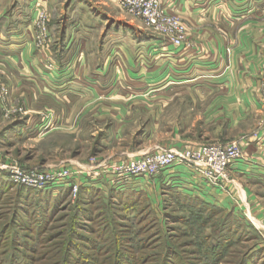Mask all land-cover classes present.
Returning <instances> with one entry per match:
<instances>
[{"label": "crops", "instance_id": "obj_1", "mask_svg": "<svg viewBox=\"0 0 264 264\" xmlns=\"http://www.w3.org/2000/svg\"><path fill=\"white\" fill-rule=\"evenodd\" d=\"M37 1L38 6L53 7V3L65 0H17L12 14L4 15L0 6V62L4 63L0 82L11 89V108L13 101L22 98L30 113L36 111L38 105H31L34 98L30 88L34 85L38 89L35 101L41 108L53 102L54 114L57 121L63 117L62 124L74 122L78 115L81 121L85 114L92 121L107 123L109 129L102 135L101 145L107 151L117 149L119 155L148 149L160 129L161 113L177 105L226 115L228 130H250L263 124L264 0H165L168 11L181 16L195 37L194 44L187 47H174L162 37L145 38L141 31L130 32L125 24L113 27V16L102 8V1L67 0L69 10L62 13L66 19L64 39L44 54L59 66L57 69H49L43 55H34L30 21ZM67 98L71 104L64 101ZM143 99L151 102L137 107ZM76 101L88 103L78 106ZM11 110L15 114L16 110ZM51 122L44 118L39 123L23 120L11 133L33 138L32 130L46 128ZM132 123L137 125L136 141L124 146L125 131ZM46 129L53 132L50 127ZM260 137L263 142L259 145L264 147V135ZM249 143L256 144V138ZM250 151L230 168L233 183L227 181L225 189L208 184L183 164L158 177H138L120 186L103 176H83L77 181L102 193L117 187L155 195L159 186L169 185L183 193L188 189L191 193L184 194L198 196L234 215L242 214L244 199L248 202L255 195V187L264 185V153ZM2 169L8 170V165L0 163V175L5 174ZM70 183L71 179L56 189H70ZM51 191L56 194L57 190ZM246 213L258 220L250 207Z\"/></svg>", "mask_w": 264, "mask_h": 264}, {"label": "rangeland", "instance_id": "obj_2", "mask_svg": "<svg viewBox=\"0 0 264 264\" xmlns=\"http://www.w3.org/2000/svg\"><path fill=\"white\" fill-rule=\"evenodd\" d=\"M16 1L9 3L1 0V14H12ZM99 1H102L105 12L113 16V27L125 24L130 32L141 31L145 38L162 37L116 2L105 4L103 0ZM68 3L67 0L53 3V7L38 6V1L35 4L36 13L30 21L34 28L33 51L35 56L43 55L46 63L51 58L44 54L64 39L62 28L66 19L62 13L69 10ZM181 19L187 29L183 42V46L187 47L194 44L195 37L184 19ZM49 60V69L59 68ZM0 63L3 67L4 63ZM262 66L263 84L264 63ZM5 90L9 93L11 89L8 84L0 82V163L24 171L67 172L71 176V188L61 193L64 190L55 187L58 191L54 194L57 200L50 202L41 190L14 183L9 171L2 169L5 174L0 175V264H98L104 257L111 255L105 250L114 247L116 243L113 239L119 243L129 240L127 247H132L131 244L138 247V241L141 240L142 247L147 246L138 254L139 259L145 260L142 264H264V185L255 187V195L248 202L244 199L240 211L242 214L234 215L229 210L216 209L198 196L184 194L191 193L190 190L186 189L183 193L169 185L159 186L155 195L145 193L135 201L136 208L126 213L117 200L109 204H104L103 200L86 202L79 192L81 185L77 181L83 176H103L108 179L115 164L148 156L156 151L182 150L199 144L226 145L238 142L245 155H250V150L263 155L264 147L259 145L263 137L259 136L264 135V122L252 126L250 130H228L226 115L177 105L161 113L160 129L152 143L147 145L148 149L142 153L119 155L117 149L107 151L101 145L102 135L109 129L107 123L95 119L92 121L85 114L81 121L77 119L78 115L74 118L77 121L62 124L63 117L57 121V115L54 114L56 105L53 102L46 104L48 108H41L40 103L35 101L38 89L34 85L30 88L34 98L31 105H38L36 111L30 113L22 98L11 100L14 102L11 108L9 94L1 95ZM64 101L67 104L72 102L68 98ZM161 101L166 103L167 100ZM147 102L151 101L143 99L136 106H147ZM87 103L75 102L78 106ZM11 109L16 110L15 114ZM42 118L52 121L47 127L53 132L42 127L37 131L32 130L33 138L24 134L12 135V128L23 120L39 123ZM136 127V123H132L126 129L128 136L122 141L124 146L134 145L138 135ZM216 128L219 129L217 136L214 133ZM253 137L256 138L254 145L249 143ZM228 179L233 183L230 174ZM109 191L106 189L102 194L106 201L113 198ZM248 207L257 216V221L254 215L250 217L246 213ZM38 208L45 210L43 219H39L42 223L39 230L34 217V213H39ZM125 215L131 217L132 221H127ZM110 222L113 226L109 225ZM100 231L105 232L104 239L108 238L104 244L98 241ZM96 245L102 247L98 253L92 248ZM131 261L139 262L134 258L124 264H130Z\"/></svg>", "mask_w": 264, "mask_h": 264}, {"label": "built area", "instance_id": "obj_3", "mask_svg": "<svg viewBox=\"0 0 264 264\" xmlns=\"http://www.w3.org/2000/svg\"><path fill=\"white\" fill-rule=\"evenodd\" d=\"M115 2L128 14L144 21L154 33L160 34L166 43L174 47L183 46L187 30L185 23L178 14L168 11L165 0H115ZM261 93L264 102V83ZM8 94L7 90L1 92L2 96ZM244 156L238 142L226 145L199 144L182 150H161L115 164L109 179L120 186L133 178L158 177L172 166L183 164L194 169L208 184L225 189L226 182L229 181L230 168ZM8 171L14 183L41 191L53 190L71 179L67 172L24 171L11 165H8ZM76 187L75 185L74 188Z\"/></svg>", "mask_w": 264, "mask_h": 264}, {"label": "trees", "instance_id": "obj_4", "mask_svg": "<svg viewBox=\"0 0 264 264\" xmlns=\"http://www.w3.org/2000/svg\"><path fill=\"white\" fill-rule=\"evenodd\" d=\"M68 190L69 189L67 188L64 191H61V193H63V192L66 193V192H68ZM40 192H42V194L47 195V197H49L50 202H56L57 199L55 198L54 193L51 190L50 191H40ZM79 192H80V194L82 196L85 197V201L89 202V203L93 202L94 200H103L104 204H107V203L109 204V203H111L110 201H113V200L116 201L117 200V201L120 202L123 210L126 213L131 211L133 208H136L135 206L137 204H134L135 201L140 199V197L145 195V193L143 191H140V190H137V189H134V188H131V189L127 190V191H124V190H120L117 187H115V188L112 187L110 189V191H109V193H110L109 195L113 196V198L112 199H108V201H106V197H104L102 195L103 193L99 189L95 188L94 186H91L90 184L82 185ZM206 203H208V202H206ZM210 205H212V204H210ZM213 206L216 209H222L221 207H218V206H215V205H213ZM38 211H39V213H34L35 214L34 217H35V223L37 222V228L39 230L41 225H42V223L39 222V219L40 218L43 219V217H44L43 216V214H44L43 212H45V210H43L42 208H40V209L38 208ZM125 217H126L127 221H132V219H130L131 217H129L128 215H125ZM109 225L113 226V223L110 222ZM104 236H105V232L104 231H100V234L98 236V241H100L102 244H104V242L108 239V238L104 239ZM115 240L116 239H113V242L116 243L114 245V247H110L109 249L105 250V252H107V254L109 253L111 255L107 256V257H104L101 260V262H99L98 264H124L125 261H127V260L130 261V260H132L134 258H137L139 260V262L137 261L135 263L134 261H131L130 264H142L145 261V260H143V258L139 259V257H138L139 256L138 254H140L141 249H144V248L147 247L146 245L144 247H142V241L141 240L138 241V247L137 246L135 247V245L133 246L132 244L130 245L132 247H127L126 244H127V242H130L129 240H127L126 243L124 242L125 244L123 242L119 243V242H117ZM139 244H140V246H139ZM92 248H95V252L98 250L97 253L102 250L101 245H96L95 247H92ZM126 252L128 253V255H125ZM135 255L137 257H133ZM32 262H34V259L32 260Z\"/></svg>", "mask_w": 264, "mask_h": 264}]
</instances>
